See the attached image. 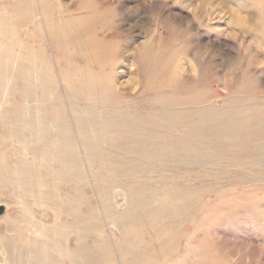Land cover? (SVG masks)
<instances>
[{
  "label": "rangeland",
  "instance_id": "obj_1",
  "mask_svg": "<svg viewBox=\"0 0 264 264\" xmlns=\"http://www.w3.org/2000/svg\"><path fill=\"white\" fill-rule=\"evenodd\" d=\"M263 106L264 0H0V264H264Z\"/></svg>",
  "mask_w": 264,
  "mask_h": 264
},
{
  "label": "bare ground",
  "instance_id": "obj_2",
  "mask_svg": "<svg viewBox=\"0 0 264 264\" xmlns=\"http://www.w3.org/2000/svg\"><path fill=\"white\" fill-rule=\"evenodd\" d=\"M33 3H35V1L33 2ZM88 4V3H87ZM43 5V4H42ZM52 5V4H51ZM89 5H91V4H89ZM45 7V6H44ZM44 7H42V8H44ZM45 9V8H44ZM61 9V8H60ZM49 11V10H48ZM62 11V10H61ZM36 18V17H35ZM50 37V36H49ZM9 50V49H8ZM108 50V49H107ZM110 50V49H109ZM62 52H63V50H62ZM61 52V53H62ZM113 52H115V51H113ZM12 53V52H11ZM59 53V52H58ZM107 54H108V52H107ZM109 55V54H108ZM105 57V56H104ZM56 58V57H55ZM89 60V59H88ZM105 60V59H104ZM72 62V61H71ZM109 62V61H108ZM69 63V62H68ZM74 63V62H73ZM106 63V62H105ZM117 63V62H116ZM97 64H98V62H97ZM110 64V63H109ZM111 65V64H110ZM73 66V65H72ZM98 66V65H97ZM105 66V65H104ZM69 67V66H68ZM74 67V66H73ZM91 67V66H90ZM41 70V69H40ZM105 71V70H104ZM107 71H109V70H107ZM98 72H99V70H98ZM30 73V72H29ZM106 75H108L107 73H106ZM111 75H113V74H111ZM66 76V75H65ZM41 77V76H40ZM12 78V77H11ZM60 78V77H59ZM42 79V78H41ZM67 79V78H66ZM63 80V79H62ZM43 81V80H42ZM64 81V80H63ZM9 84V83H8ZM5 87V86H4ZM110 88V87H109ZM41 89V88H40ZM82 89V88H81ZM71 90V89H70ZM104 90V89H103ZM102 90V91H103ZM110 90V89H109ZM7 91V90H6ZM14 91V90H13ZM101 91V90H100ZM101 91V92H102ZM71 92V91H70ZM100 92V93H101ZM103 93H104V91H103ZM107 94V93H106ZM111 94H115V93H110V95ZM34 95V94H33ZM73 95V94H72ZM75 95V94H74ZM13 96V95H12ZM70 96V95H69ZM78 96V95H77ZM14 97V96H13ZM88 97V96H87ZM86 97V98H87ZM73 98V97H72ZM117 98V97H116ZM15 99V98H14ZM78 99H79V97H78ZM100 99V98H99ZM16 100V99H15ZM80 100V99H79ZM104 100V99H103ZM40 101V100H39ZM70 101V100H69ZM94 101V100H93ZM72 102V101H71ZM110 102H111V99H110ZM32 103V102H31ZM60 103V102H59ZM57 104H58V102H57ZM74 104V103H73ZM80 104V103H79ZM86 104V103H85ZM257 104V103H256ZM35 105V104H34ZM45 105V104H44ZM90 105V104H89ZM97 105V104H96ZM248 105H250V104H247V106ZM261 105V104H260ZM259 105V106H260ZM53 106V105H52ZM83 106V105H82ZM91 106V105H90ZM137 106H138V104H137ZM140 106V105H139ZM152 106V105H151ZM262 106V105H261ZM60 107V106H59ZM79 107V106H78ZM243 107V106H242ZM246 107V106H245ZM264 107V106H263ZM75 108V107H74ZM89 108H91V107H89ZM244 108V107H243ZM252 108V107H251ZM256 108V107H255ZM105 109V108H104ZM252 109H254V108H252ZM3 110V109H2ZM40 110V109H39ZM85 110V109H84ZM103 110V109H102ZM245 110V109H244ZM256 110V109H255ZM59 111V110H58ZM126 111V110H125ZM246 111V110H245ZM249 111V110H248ZM252 111V110H251ZM37 112V111H36ZM90 112V111H89ZM97 112V111H96ZM157 112V111H156ZM199 112V111H198ZM240 112V111H239ZM17 113V112H16ZM32 113V112H31ZM43 113V112H42ZM133 113V112H132ZM139 113V112H138ZM188 113V112H187ZM253 113H255V112H253ZM261 113V111L259 112V114ZM262 113H264L263 111H262ZM261 113V114H262ZM158 114V113H157ZM243 114H246V113H243ZM256 114V113H255ZM254 114V115H255ZM60 115V114H59ZM63 115V114H62ZM61 115V116H62ZM90 115H91V113H90ZM135 115V114H134ZM240 115V114H239ZM248 115H251V114H248ZM9 116V115H8ZM117 116H121V115H118L117 114ZM141 116V115H140ZM163 116V115H162ZM175 116V115H174ZM185 116V115H184ZM189 116V115H188ZM243 116V115H242ZM242 116H241V118H242ZM247 115H245V117H246ZM251 116H253V115H251ZM70 117V116H69ZM182 117V116H181ZM244 117V118H245ZM60 118V117H59ZM64 118V117H63ZM120 118H122V117H120ZM132 118V117H131ZM237 118H239V116L237 117ZM247 118V117H246ZM255 118V117H254ZM259 118V117H258ZM29 119V118H28ZM144 119V118H143ZM199 119V118H198ZM240 119V118H239ZM2 120V119H1ZM38 120V119H37ZM86 120V119H85ZM149 120H151V119H149ZM175 120V119H174ZM242 120V119H241ZM78 121V120H77ZM84 121V120H83ZM116 121V120H115ZM252 121V120H251ZM128 122V121H127ZM242 122V121H241ZM240 122V123H241ZM248 122V121H247ZM250 122V121H249ZM40 123V122H39ZM49 123V122H48ZM253 123V122H252ZM52 124V123H51ZM67 124V123H66ZM144 124V123H143ZM163 124V123H162ZM218 124V123H217ZM234 124H235V122H234ZM244 124H245V122H244ZM254 124V123H253ZM91 125V124H90ZM175 125V124H174ZM221 125V124H220ZM137 126V125H136ZM229 126V125H228ZM246 126V125H245ZM245 126H243L244 128H246ZM249 126V125H248ZM251 126H253V125H251ZM141 127H143V126H141ZM185 127V126H184ZM231 127V126H230ZM235 127V126H234ZM239 127V126H238ZM238 127H236V128H238ZM250 127V126H249ZM55 128V127H54ZM53 128V129H54ZM140 128V127H139ZM159 128H161V127H159ZM173 128V127H172ZM239 128H241V127H239ZM248 128V127H247ZM151 129V128H150ZM149 129V130H150ZM251 129V128H250ZM64 130V129H63ZM118 130V129H117ZM155 130V129H154ZM225 130V129H224ZM234 130V129H233ZM232 130V131H233ZM238 130V129H237ZM71 131V130H70ZM151 131V130H150ZM161 131V130H160ZM230 131V130H229ZM239 131V130H238ZM135 132V131H134ZM218 132V131H217ZM225 132H227V131H225ZM236 132V131H235ZM40 133V132H39ZM227 133H229V132H227ZM233 133V132H232ZM135 134V133H134ZM235 134V133H234ZM5 135H7L6 133H5ZM19 135V134H18ZM71 135V134H70ZM160 135V134H159ZM207 135V134H206ZM33 136V135H32ZM37 136V135H36ZM76 136V135H75ZM172 136V135H171ZM224 136V135H223ZM225 136H226V134H225ZM230 136H231V134H230ZM174 137V136H173ZM236 137V136H235ZM137 138V137H136ZM161 138V137H160ZM178 138V137H177ZM39 139V138H38ZM50 139V138H49ZM187 139V138H186ZM220 139H221V137H220ZM229 139V138H228ZM245 139V138H244ZM11 140V139H10ZM36 140V139H35ZM143 140H144V138H143ZM189 140V139H188ZM211 140V139H210ZM261 140V139H260ZM2 141V140H1ZM55 141V140H54ZM63 141V140H62ZM212 141V140H211ZM217 141V140H216ZM224 141V140H223ZM263 141V140H262ZM64 142V141H63ZM70 142V141H69ZM156 142V141H155ZM187 142V141H186ZM203 142V141H202ZM251 142H252V140H251ZM58 143V142H57ZM157 143V142H156ZM166 143V142H165ZM249 143V142H248ZM68 144V143H67ZM96 144V143H95ZM146 144V143H145ZM225 144V143H224ZM236 144H238V143H236ZM252 144V143H251ZM33 145V144H32ZM90 145V144H89ZM138 145V144H137ZM171 145V144H170ZM191 145V144H190ZM193 145H195V144H193ZM197 145V144H196ZM195 145V146H196ZM227 145V144H226ZM241 145V144H240ZM246 145H249V144H247L246 143ZM264 145V144H263ZM42 146V145H41ZM47 146V145H46ZM184 146V145H183ZM188 146V145H187ZM222 146V145H221ZM237 146H239V145H237ZM29 147V146H28ZM248 147V146H247ZM264 147V146H263ZM22 148V147H21ZM167 148V147H166ZM231 148V147H230ZM232 148H233V146H232ZM236 148H241V147H236ZM18 149V148H17ZM44 149H45V147H44ZM179 149V148H178ZM178 149H177V151H178ZM252 149V148H251ZM257 149V148H256ZM8 150V149H7ZM41 150V149H40ZM54 150V149H53ZM70 150V149H69ZM234 150H236V149H234ZM259 150V149H258ZM36 151V150H35ZM43 151V150H42ZM88 151V150H87ZM159 151V150H158ZM231 151V150H230ZM243 150H241V152H242ZM163 152V151H162ZM239 152V151H238ZM261 151H259V153H260ZM5 153V152H4ZM26 153V152H25ZM33 153H34V151H33ZM32 153V154H33ZM176 153V152H175ZM198 153V152H197ZM231 153V152H230ZM251 153V152H250ZM258 153V152H257ZM31 154V155H32ZM54 154V153H53ZM107 154V153H106ZM190 154V153H189ZM191 154H193V153H191ZM255 154V153H254ZM262 154V153H261ZM21 155H23L22 153H21ZM26 155V154H25ZM110 155V154H109ZM34 156V155H33ZM49 156V155H48ZM194 156V155H193ZM198 156V155H197ZM221 156H223V155H221ZM229 156V155H228ZM233 156V155H232ZM254 156V155H253ZM260 156V155H259ZM23 157V156H22ZM45 157V156H44ZM53 157V156H52ZM110 157V156H109ZM257 157V156H256ZM5 158V157H4ZM37 159H38V157H36ZM63 158V157H62ZM215 158V157H214ZM218 158V157H217ZM223 158V157H222ZM19 159H20V157H19ZM42 159V158H41ZM99 158H97V160H98ZM142 159V158H141ZM233 159V158H232ZM251 159V158H250ZM21 160V159H20ZM19 160V161H20ZM56 160V159H55ZM164 160V159H163ZM175 160V159H174ZM202 160V159H201ZM218 160V159H217ZM11 161V160H10ZM38 161V160H37ZM59 161V160H58ZM78 161V160H77ZM206 161V160H205ZM220 161V160H219ZM226 161V160H225ZM237 161V160H236ZM250 161V160H249ZM94 162V161H93ZM240 162V161H239ZM238 162V163H239ZM24 163V162H23ZM41 163H42V161H41ZM137 163V162H136ZM165 163V162H164ZM177 163V162H176ZM221 163V162H220ZM251 163V162H250ZM26 164V163H25ZM39 164V163H38ZM43 164V163H42ZM138 164V163H137ZM139 164H141V163H139ZM245 164H246V162H245ZM16 165V164H15ZM44 165V164H43ZM60 165V164H59ZM68 165V164H67ZM189 165H191V164H189ZM248 165V164H247ZM251 165V164H250ZM26 166H28V165H26ZM40 166V165H39ZM52 166V165H51ZM71 166V165H70ZM236 166V165H235ZM201 167V166H200ZM234 167V166H233ZM251 167H252V165H251ZM16 168V167H15ZM53 168V167H52ZM76 168V167H75ZM177 168V167H176ZM224 168H226L225 166H224ZM236 168H237V166H236ZM247 168V167H246ZM13 169V168H12ZM57 169V168H56ZM66 169V168H65ZM211 169V168H210ZM242 169V168H241ZM26 170L28 171V168H26ZM34 170V169H33ZM51 170V169H50ZM58 170V169H57ZM116 170V169H115ZM200 170V169H199ZM209 170V169H208ZM260 170V169H259ZM64 171H66V170H64ZM86 171V170H85ZM84 171V172H85ZM211 171H213V169L211 170ZM251 171V170H250ZM17 172H20V171H17ZM29 172V171H28ZM40 172V171H39ZM56 172V171H55ZM117 172V171H116ZM204 172H206V171H204ZM56 173H58V172H56ZM184 173V172H183ZM188 173V172H187ZM226 173V172H225ZM231 173H233V172H231ZM256 173V172H255ZM62 174V173H61ZM191 174V173H190ZM193 174V173H192ZM191 174V175H192ZM227 174V173H226ZM28 175V174H27ZM52 175V174H51ZM50 175V176H51ZM134 175V174H133ZM161 175V174H160ZM178 175V174H177ZM180 175V174H179ZM204 175V174H203ZM216 175V174H215ZM81 176V175H80ZM128 176V175H127ZM148 176V175H147ZM198 176V175H197ZM206 176H207V173H206ZM211 176V175H210ZM16 177V176H15ZM174 177V176H173ZM186 177V176H185ZM219 177V176H218ZM233 177V176H232ZM243 177V176H242ZM18 178V177H17ZM28 178V177H27ZM32 178L33 177H31V180H32ZM64 178V177H63ZM102 178V177H101ZM195 178V177H194ZM197 178V177H196ZM216 178V177H215ZM228 178H230V176L228 177ZM234 178V177H233ZM240 178V177H239ZM47 179V178H46ZM133 179V178H132ZM169 179V178H168ZM167 179V180H168ZM179 179V178H178ZM42 180V179H41ZM44 180V179H43ZM177 180V179H176ZM189 180V179H188ZM206 180V179H205ZM208 180V179H207ZM33 181V180H32ZM192 181H194V180H192ZM198 181V180H197ZM210 180H208V182H209ZM212 181V180H211ZM240 181V180H239ZM250 181V180H249ZM14 182V181H13ZM27 182V181H26ZM34 182V181H33ZM90 182V181H89ZM123 182V181H122ZM134 182V181H133ZM141 182V181H140ZM189 182V181H188ZM196 182V181H195ZM204 182V181H203ZM218 182V181H217ZM43 183V182H42ZM83 183V182H82ZM151 183H154V182H151ZM199 183V182H198ZM245 183V182H244ZM26 184V183H25ZM86 184V183H85ZM202 184H204V183H202ZM206 184V183H205ZM216 184V183H215ZM239 184H240V182H239ZM47 185V184H46ZM64 185V184H63ZM67 185V184H66ZM45 186V185H44ZM56 186V185H55ZM54 186V187H55ZM118 186V185H117ZM222 186V185H221ZM18 187V186H17ZM196 187H197V185H196ZM198 187H199V184H198ZM27 188V187H26ZM44 188V187H43ZM58 188V187H57ZM78 188V187H77ZM189 188V187H188ZM193 188V187H192ZM207 188V187H206ZM217 188V187H216ZM47 189V188H46ZM48 189H50V188H48ZM96 189V188H95ZM98 189V188H97ZM193 189H195V187L193 188ZM92 190V189H91ZM250 190V189H249ZM257 190V189H256ZM189 191V190H188ZM193 191V190H192ZM203 191V190H202ZM52 192V191H51ZM191 192V191H190ZM19 193V192H18ZM48 193H50V192H48ZM116 193V192H115ZM175 193V192H174ZM194 193H196V192H194ZM15 194H16V192H15ZM20 194V193H19ZM34 194H36V193H34ZM44 194V193H43ZM55 194V193H54ZM100 194V193H99ZM105 194V193H104ZM126 194V193H125ZM130 194V193H129ZM152 194V193H151ZM251 194H252V192H251ZM22 195V194H21ZM158 195V194H157ZM175 195H177V192L175 193V194H173V196H175ZM187 195H188V193H187ZM186 195V196H187ZM67 196H68V193H67ZM145 196V195H144ZM195 196V195H194ZM45 197V196H44ZM188 197V196H187ZM193 197V196H192ZM201 197H202V195H201ZM39 198V197H38ZM68 198V197H67ZM75 198V197H74ZM124 198V197H123ZM139 198V197H138ZM141 198V197H140ZM146 198V197H145ZM177 198V197H176ZM179 198H180V195H179ZM17 199V198H16ZM56 199V198H55ZM102 199V198H101ZM121 199V198H120ZM185 199H187V198H185L184 197V200ZM188 199H191V198H188ZM187 199V200H188ZM45 200V199H44ZM49 200V199H48ZM61 200V199H60ZM75 200V199H74ZM180 200V199H179ZM50 201V200H49ZM121 201H122V199H121ZM103 202V201H102ZM130 202V201H129ZM177 202H179L178 200H177ZM187 202H190V201H187ZM121 203V202H120ZM182 203V202H181ZM184 203H186V202H183L182 204H184ZM41 204V203H40ZM177 204V203H176ZM181 204V205H182ZM122 205V204H121ZM120 205V206H121ZM138 205V204H137ZM192 205V204H191ZM41 206V205H40ZM49 206V205H48ZM123 206V205H122ZM186 206V205H185ZM184 206V207H185ZM190 206V205H189ZM188 206V207H189ZM169 207V206H168ZM175 207V206H174ZM183 207V208H184ZM120 208V207H119ZM162 208V207H161ZM176 208H177V206H176ZM130 209H131V207H130ZM168 209V208H167ZM173 209V208H172ZM178 209V208H177ZM189 209V208H188ZM187 209V210H188ZM191 209H192V207H191ZM193 209H195V208H193ZM142 211V210H141ZM158 211V210H157ZM186 211V210H185ZM43 212H44V210H43ZM191 212V211H190ZM190 212H188V213H190ZM26 214H27V210H26ZM79 214V213H78ZM105 214V213H104ZM134 214L135 215H137V213H135L134 212ZM133 214V215H134ZM180 214V213H179ZM135 215H134V217H135ZM188 215V214H187ZM88 216V215H87ZM183 216V215H182ZM68 217V216H67ZM185 217H187V216H185ZM184 217V218H185ZM83 218H84V216H83ZM90 218V217H89ZM92 218V217H91ZM129 218V217H128ZM131 218V217H130ZM131 219H133V218H131ZM183 219V218H182ZM129 219H127V221H128ZM140 220V219H139ZM29 221V220H28ZM70 221V220H69ZM84 221V220H83ZM96 220H94V222H95ZM133 221V220H132ZM140 221H142V220H140ZM182 221V220H181ZM72 222V221H71ZM107 222V221H106ZM126 222V221H125ZM134 222V221H133ZM132 222V223H133ZM136 222V221H135ZM139 223V222H138ZM56 224V223H55ZM72 224V223H71ZM92 224V223H91ZM126 224H130L129 222H127ZM147 224H148V222H147ZM149 224H150V222H149ZM132 225V224H131ZM60 226V225H59ZM134 226H136V225H134ZM139 226H140V224H139ZM124 227H125V225H124ZM128 227H130V225L128 226ZM143 227V226H142ZM142 227H141V229H142ZM164 227H165V225H164ZM95 228V227H94ZM97 228V227H96ZM95 228V229H96ZM120 228V227H119ZM91 229V228H90ZM127 229V228H126ZM129 229V228H128ZM134 229V228H133ZM130 230H131V228H130ZM153 230V229H152ZM92 231V230H91ZM123 232H124V230H123ZM132 233V232H131ZM177 233H179V232H177ZM123 234H125V233H123ZM133 234H135V233H133ZM139 234V233H138ZM138 234L137 235H135V236H138ZM58 235V234H57ZM87 236V235H86ZM132 236V235H131ZM56 237V236H55ZM93 237V236H92ZM130 237V236H129ZM68 238V237H67ZM91 238V237H90ZM127 238V237H126ZM131 239H132V237H130ZM92 239V238H91ZM128 239V238H127ZM157 239V238H156ZM173 239V238H172ZM177 239V238H176ZM175 239V240H176ZM168 239H166V241H167ZM59 241V240H58ZM96 241V240H95ZM127 241V240H126ZM138 241V240H137ZM158 241V240H157ZM77 242V241H76ZM97 242V241H96ZM136 242V241H135ZM151 242V241H150ZM162 242V241H161ZM163 242H164V240H163ZM175 242V241H174ZM174 242H173V244H174ZM99 243V242H98ZM138 243H140V242H138ZM171 243V242H170ZM76 244V243H75ZM162 244V243H161ZM164 244V243H163ZM165 244H167V243H165ZM80 245V244H79ZM152 245V244H151ZM106 246V245H105ZM117 246V245H116ZM120 246V245H119ZM150 246V245H149ZM162 246V245H161ZM169 246V245H168ZM171 246V245H170ZM169 246V247H170ZM173 246V245H172ZM74 247V246H73ZM159 247V246H158ZM164 247V246H163ZM163 247H161L162 249H163ZM93 248V247H92ZM98 248H100V247H98ZM168 248V247H167ZM148 249V248H147ZM156 249V248H155ZM162 249H161V252H163L162 251ZM95 250V249H94ZM146 250V249H145ZM151 250V249H150ZM150 250H147V251H150ZM166 250V249H165ZM101 253V252H100ZM100 253H97V255H99ZM142 253V252H141ZM96 254V253H95ZM150 254V253H149ZM154 255H156V254H154ZM100 256H102V255H100ZM89 257V256H88ZM141 257H142V255H141ZM148 257V256H147ZM154 257V256H153ZM153 257H152V259H153ZM135 258V257H134ZM144 258V257H143ZM155 258V257H154ZM87 259V258H86ZM85 259V260H86ZM146 259H148V258H146ZM158 259V258H157ZM155 259H153V261H154ZM141 261V260H140ZM157 261V260H156ZM151 264V263H150ZM153 264V263H152ZM154 264H155V262H154Z\"/></svg>",
  "mask_w": 264,
  "mask_h": 264
},
{
  "label": "water",
  "instance_id": "obj_3",
  "mask_svg": "<svg viewBox=\"0 0 264 264\" xmlns=\"http://www.w3.org/2000/svg\"><path fill=\"white\" fill-rule=\"evenodd\" d=\"M4 211V207L0 206V214Z\"/></svg>",
  "mask_w": 264,
  "mask_h": 264
}]
</instances>
